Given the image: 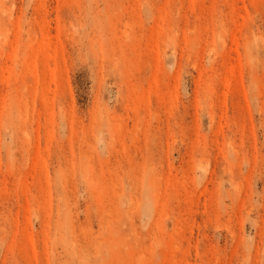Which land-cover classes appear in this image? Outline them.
<instances>
[{
  "label": "rangeland",
  "instance_id": "rangeland-1",
  "mask_svg": "<svg viewBox=\"0 0 264 264\" xmlns=\"http://www.w3.org/2000/svg\"><path fill=\"white\" fill-rule=\"evenodd\" d=\"M0 264H264V0H0Z\"/></svg>",
  "mask_w": 264,
  "mask_h": 264
}]
</instances>
